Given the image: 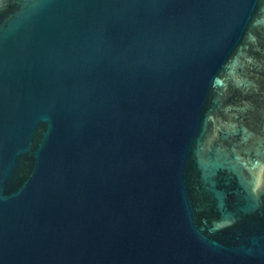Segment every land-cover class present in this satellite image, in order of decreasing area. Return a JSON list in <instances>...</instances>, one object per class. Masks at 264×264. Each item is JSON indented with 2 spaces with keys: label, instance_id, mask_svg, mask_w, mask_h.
Returning <instances> with one entry per match:
<instances>
[{
  "label": "water",
  "instance_id": "1",
  "mask_svg": "<svg viewBox=\"0 0 264 264\" xmlns=\"http://www.w3.org/2000/svg\"><path fill=\"white\" fill-rule=\"evenodd\" d=\"M0 264H264V0H0Z\"/></svg>",
  "mask_w": 264,
  "mask_h": 264
}]
</instances>
